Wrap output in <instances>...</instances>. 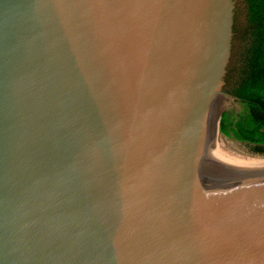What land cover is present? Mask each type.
Returning a JSON list of instances; mask_svg holds the SVG:
<instances>
[{
  "label": "water",
  "instance_id": "95a60500",
  "mask_svg": "<svg viewBox=\"0 0 264 264\" xmlns=\"http://www.w3.org/2000/svg\"><path fill=\"white\" fill-rule=\"evenodd\" d=\"M235 0H0V264H264V113Z\"/></svg>",
  "mask_w": 264,
  "mask_h": 264
},
{
  "label": "trees",
  "instance_id": "16d2710c",
  "mask_svg": "<svg viewBox=\"0 0 264 264\" xmlns=\"http://www.w3.org/2000/svg\"><path fill=\"white\" fill-rule=\"evenodd\" d=\"M247 35L242 93L264 113V0H236Z\"/></svg>",
  "mask_w": 264,
  "mask_h": 264
},
{
  "label": "rangeland",
  "instance_id": "374dc122",
  "mask_svg": "<svg viewBox=\"0 0 264 264\" xmlns=\"http://www.w3.org/2000/svg\"><path fill=\"white\" fill-rule=\"evenodd\" d=\"M235 2H236V0H235Z\"/></svg>",
  "mask_w": 264,
  "mask_h": 264
}]
</instances>
